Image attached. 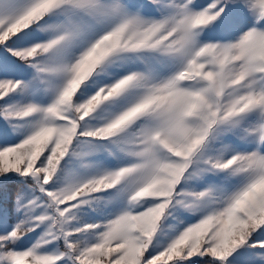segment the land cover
Here are the masks:
<instances>
[{"label":"snow or ice","instance_id":"6c2138e0","mask_svg":"<svg viewBox=\"0 0 264 264\" xmlns=\"http://www.w3.org/2000/svg\"><path fill=\"white\" fill-rule=\"evenodd\" d=\"M0 264H264V0H0Z\"/></svg>","mask_w":264,"mask_h":264}]
</instances>
